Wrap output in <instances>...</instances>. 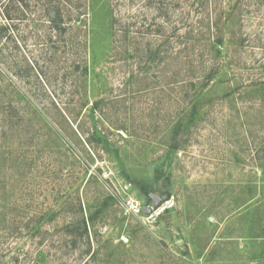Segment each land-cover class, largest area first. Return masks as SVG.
<instances>
[{
  "label": "rangeland",
  "instance_id": "rangeland-1",
  "mask_svg": "<svg viewBox=\"0 0 264 264\" xmlns=\"http://www.w3.org/2000/svg\"><path fill=\"white\" fill-rule=\"evenodd\" d=\"M0 264H264V0H0Z\"/></svg>",
  "mask_w": 264,
  "mask_h": 264
},
{
  "label": "water",
  "instance_id": "water-1",
  "mask_svg": "<svg viewBox=\"0 0 264 264\" xmlns=\"http://www.w3.org/2000/svg\"><path fill=\"white\" fill-rule=\"evenodd\" d=\"M152 198H153V207H158L159 203H160L162 200L168 198V195L163 199L161 196H159V195H157V194H153V195H152ZM147 211L149 212L150 209H147Z\"/></svg>",
  "mask_w": 264,
  "mask_h": 264
}]
</instances>
